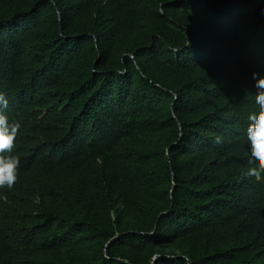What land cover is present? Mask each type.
<instances>
[{
	"label": "trees",
	"instance_id": "obj_1",
	"mask_svg": "<svg viewBox=\"0 0 264 264\" xmlns=\"http://www.w3.org/2000/svg\"><path fill=\"white\" fill-rule=\"evenodd\" d=\"M254 72L264 0H0V264H264Z\"/></svg>",
	"mask_w": 264,
	"mask_h": 264
},
{
	"label": "clouds",
	"instance_id": "obj_2",
	"mask_svg": "<svg viewBox=\"0 0 264 264\" xmlns=\"http://www.w3.org/2000/svg\"><path fill=\"white\" fill-rule=\"evenodd\" d=\"M252 78L255 81L254 102L257 111L249 117L247 140L251 150V158L249 160L250 167L243 174V177L261 182L264 181V76H261L259 72H254ZM8 105V98L5 94L0 93V189L13 188L18 179L20 166V159L11 155L19 125L9 123L6 115Z\"/></svg>",
	"mask_w": 264,
	"mask_h": 264
},
{
	"label": "water",
	"instance_id": "obj_3",
	"mask_svg": "<svg viewBox=\"0 0 264 264\" xmlns=\"http://www.w3.org/2000/svg\"><path fill=\"white\" fill-rule=\"evenodd\" d=\"M173 195V194H172Z\"/></svg>",
	"mask_w": 264,
	"mask_h": 264
}]
</instances>
